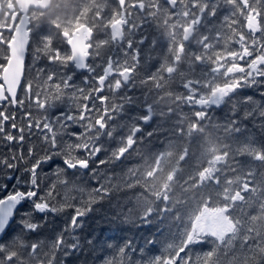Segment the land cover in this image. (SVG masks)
Instances as JSON below:
<instances>
[{
  "label": "snow or ice",
  "instance_id": "snow-or-ice-1",
  "mask_svg": "<svg viewBox=\"0 0 264 264\" xmlns=\"http://www.w3.org/2000/svg\"><path fill=\"white\" fill-rule=\"evenodd\" d=\"M215 14L213 11L212 16ZM260 47L264 48V37H260ZM257 54L253 46L249 58L242 61L245 72L236 78V87L227 95L214 98L209 106L227 109L225 126L244 138L237 151L255 144L248 134L249 125L264 135V65H258L251 74L247 70V64ZM57 76L74 87L73 75L53 72L50 79ZM88 79L85 76L86 82ZM24 89L23 95L18 87L17 94L5 93L0 98V260L15 241L24 242L25 236L40 234L55 218L59 223L48 234L49 243L57 245L51 264H70L69 257L85 249L90 264H264V223L251 210L259 204L264 211V200L257 199L264 197V182L254 185L252 180H246L245 192L253 193L256 187L260 191L245 196L238 190L240 203L224 204L225 218L232 225L230 233L188 239L186 228L172 231L169 227L165 232L163 213L168 211L167 206L156 211L148 207L142 215L136 214L129 195L135 185H129L116 171L124 156L109 152L99 138L95 143L89 142L90 129L98 132L100 138H111L109 114L101 116L97 103L105 100L102 92L89 95L82 107L67 106L53 114L47 104L41 110L33 108L38 96L33 95L31 83ZM246 89L259 91L250 96L245 94ZM93 114L100 121L99 126L93 124ZM202 114L205 119L210 118L208 112ZM100 127L105 129L103 133L99 132ZM143 131L141 126L137 132L141 139ZM259 148L264 158V143ZM85 175L87 182L80 183ZM222 199L229 200L227 190ZM105 204V222L131 225L143 236L105 237L101 229V235L92 238L96 229L89 225L91 230L85 238L88 217ZM22 246L27 247L26 242ZM38 247L40 242L32 244L33 250ZM14 258L6 257L9 261Z\"/></svg>",
  "mask_w": 264,
  "mask_h": 264
},
{
  "label": "trees",
  "instance_id": "trees-1",
  "mask_svg": "<svg viewBox=\"0 0 264 264\" xmlns=\"http://www.w3.org/2000/svg\"><path fill=\"white\" fill-rule=\"evenodd\" d=\"M142 1L149 3L147 10L144 12H139L137 9L130 10L127 17L129 26L124 29L123 41L124 44H128V48L125 47V50L129 51L130 54L124 56L129 57L128 61L134 64V89L132 91L125 89L120 95L110 91L104 95L105 100L97 101L101 116L107 112L110 117L107 123L111 138L104 135L100 138V143L109 152L124 156L123 160L117 164L116 171L125 180L129 181V185H135L134 195L129 193L132 197L131 207L134 212L142 215L148 207L156 211L167 206L168 211L163 213L165 217L163 223L166 225L165 232L168 231L169 227L172 231L177 228H186L188 229V239H190L194 228H196L198 217L204 215L207 209H222L225 203L231 206L233 201L239 204L240 196H235L238 190L245 196L255 195L260 191L259 187H256L253 193L245 192L244 184L249 179L252 180L254 185L264 182V158L261 157L259 148V145L264 143V135H261L259 129H253L249 125L248 134L250 138L255 139V144L252 146L244 145L237 151V146L242 143L244 138L236 136L225 126L226 108L203 110L202 112H208L210 117L205 119L202 112L199 113V108L188 105L183 106L177 101V98L184 95V91H188L182 85L185 79L194 83L209 80L200 81L198 77L196 78V75H189L190 72L182 71L181 78L175 81L172 78L174 75H169L165 71L174 64V59L170 56V53L178 54L176 50H173V47L169 48V46L176 40L182 41L184 22L182 19L169 21L167 17L170 14L168 8L159 7L154 2L156 0ZM249 1L251 8L253 6L264 17V6L258 5L256 0ZM66 4L68 13L76 9H80L82 13L87 9L93 22L97 20L102 7L99 0H71L67 1ZM230 4L241 7L239 0H232V3L228 5ZM212 11L214 10L210 9L209 11V20H211ZM215 12H217L216 16L219 20L217 35L220 39L218 41L217 60L209 59L207 61V66L210 68L218 62L219 65H226L225 57L238 52V49L234 48L235 43L230 42V37L225 36L228 23L230 22L231 27L234 23H239L238 29H236L238 33H235L231 39H237L239 37L237 35L244 28L243 22L235 20L236 15L233 14L234 12L229 13L225 2L219 0ZM211 33V30H209V33L203 31L196 36L195 42L198 44L197 41L205 38L204 43L211 45ZM37 35V43L43 50V57H38V61L45 64L52 59V68L54 67L53 70L56 73H68L66 63L68 57L63 60L62 57L51 54L55 50L53 47H56L57 50L59 44H62L60 35L54 34L51 23L46 24L43 29H38ZM52 45L54 46L52 47ZM92 45L91 73L85 75L89 78V85H86L79 77L74 76L75 81L73 80V83L76 84L75 91H77L74 96L72 94L60 95L58 89L50 91L51 94L49 95L45 93L46 88H43L40 82L35 83L32 90L33 95L43 94V101L40 100L42 102L37 106L44 103L48 104V108L54 114L57 109L64 108H61L60 100H58L61 96L72 99L73 104L68 106L73 108L77 104L82 107L87 102L89 95L95 96L93 78L101 73L103 64L107 59L114 56L117 44L113 43L108 29L106 28L105 32L100 26L92 38ZM230 47L233 50H229ZM185 51L182 63H187V66H190V61H195L192 58H196L197 55L192 54L194 47L190 48L186 44ZM199 53L198 50L195 51V54ZM203 55L208 56L206 52H203ZM191 56L192 58H190ZM32 62L33 60L31 64ZM34 66L37 71L48 69L45 66H38L37 62ZM36 69L30 68L32 81H36ZM218 74H220L219 83H222L225 78L223 74ZM185 75L187 78H183ZM38 87L43 89L37 90ZM189 87H193V85ZM204 87L205 85H203V89ZM81 89H83V92H81ZM244 91L245 94L251 96L259 90L246 89ZM55 93L60 97L54 98ZM53 105H55V108H53ZM147 105L152 106V109H154V120L143 127L142 139L138 135L132 138V130L140 125V119L147 112ZM95 120L96 117L93 114L92 122H95ZM149 132L152 133L151 136L148 135ZM91 137H93L92 133H90L88 139L90 140ZM121 149H123V152H121ZM241 153H246V155ZM206 176L208 177L205 181ZM87 180L88 177L85 175L80 178L79 182L85 183ZM225 190L229 192L228 201L222 199ZM257 199L264 200V197H257ZM249 204H251V201H249ZM244 207L247 211L248 205ZM106 209V204L101 205L98 212L88 217L85 225V238H87L88 231L91 230L88 227L89 225L96 229L92 234V238L101 235V229L104 230L103 236L105 237L124 236L131 238L135 236L139 239L143 236V232H137L131 225L105 222L102 217ZM251 210L254 215L260 217V223H264V211H261L259 204L253 206ZM57 223L59 221L54 218L53 222L48 224L40 234L30 235L29 239L26 240L27 247L32 246L34 242H40V250H35V252L31 248L26 251L22 250L20 259L24 264H36L35 261L28 258L30 255L40 259L49 257L51 264L57 245L49 243L48 234ZM209 238L211 239V236ZM13 244L8 248L9 251L19 252L15 242ZM76 256L79 258L77 259ZM76 256L69 257L70 264H90L87 260V249L77 253Z\"/></svg>",
  "mask_w": 264,
  "mask_h": 264
},
{
  "label": "water",
  "instance_id": "water-1",
  "mask_svg": "<svg viewBox=\"0 0 264 264\" xmlns=\"http://www.w3.org/2000/svg\"><path fill=\"white\" fill-rule=\"evenodd\" d=\"M19 5L23 8L22 10L25 12L27 8L31 5L35 4L34 0H19ZM249 23L251 24L254 30L256 29V24L254 20H250ZM28 25L27 16H24L22 21L16 27L14 37L11 40L10 46V59L8 64L3 72V82L6 90L10 96L15 95L17 89L20 85L22 76H23V69L24 63L26 59L27 53V46H28V32L26 30ZM118 25V24H117ZM115 25L113 27V31L115 32V36H121L120 28ZM79 34H75L74 37L70 41V45L73 50V58L72 61L76 62L77 66L83 67L84 62L87 56H85L82 51L86 48L84 46V35H90L89 33H84V30H79ZM3 87V86H2ZM0 87V97L3 94V88ZM219 94L214 93L208 100L204 101L203 103H212L214 98L218 97Z\"/></svg>",
  "mask_w": 264,
  "mask_h": 264
},
{
  "label": "flooded vegetation",
  "instance_id": "flooded-vegetation-1",
  "mask_svg": "<svg viewBox=\"0 0 264 264\" xmlns=\"http://www.w3.org/2000/svg\"><path fill=\"white\" fill-rule=\"evenodd\" d=\"M208 1L213 2V0H208ZM200 2H201V0L191 1V4L194 3V5L192 6L193 7V11H195L197 8H201L200 7ZM174 3H175V6L173 7V9H178V8H185V5H186L187 2H186V0H174ZM16 11H17V8H15V10H13V11H11L9 13H11V15H12ZM182 14L184 15V18H186L188 16H192V12L191 11H190L189 14L187 12H183ZM199 20H200V17L198 16L197 21H199ZM193 25H194V22L192 21V22H189L188 25L184 26V28H183V40H187L189 38V36H188L189 34H190V37L192 36L193 31L189 30V29L186 30V28H188V26L190 28V26H193ZM186 32H188V35H187ZM217 45H218V43L216 41L213 42V40H212V45H211L210 49L208 50L212 60H216L217 59V53H218V46ZM249 55H250V52H246V53H243L242 57H238L237 60H236V61H238L237 65H239L242 68L243 67L242 66V61L247 60L249 58ZM252 60L253 59H251L250 63L247 64L248 72L251 69L254 70L259 64L256 61L254 63H252ZM199 61H200V59H199ZM228 61H234V58H232V59H230ZM243 69H245V67H243ZM238 70H239V72L243 71L242 69H238ZM244 72H245V70H244Z\"/></svg>",
  "mask_w": 264,
  "mask_h": 264
},
{
  "label": "rangeland",
  "instance_id": "rangeland-1",
  "mask_svg": "<svg viewBox=\"0 0 264 264\" xmlns=\"http://www.w3.org/2000/svg\"><path fill=\"white\" fill-rule=\"evenodd\" d=\"M226 228L227 222L220 213V210L207 209L203 215V219L197 222L196 233H194L193 236H198L207 231L221 234L224 230H226Z\"/></svg>",
  "mask_w": 264,
  "mask_h": 264
},
{
  "label": "bare ground",
  "instance_id": "bare-ground-1",
  "mask_svg": "<svg viewBox=\"0 0 264 264\" xmlns=\"http://www.w3.org/2000/svg\"><path fill=\"white\" fill-rule=\"evenodd\" d=\"M166 60H167V59H166ZM166 60H165V61H166ZM165 61H164V62H165ZM167 61H168V60H167ZM167 61H166V62H167ZM164 62H163V64H164ZM169 62H170V60H169ZM65 67H66V66H65ZM61 68L63 69V67H61ZM242 68H243V67H242ZM60 70H61V69H60ZM64 70H65V69H64ZM67 70H68V69H67ZM247 70H248V69H247ZM65 71H66V70H65ZM241 72H242V71H241ZM171 82H172V81H171ZM173 82H174V80H173ZM158 84H160V83H158ZM162 84H163V83H162ZM170 84H171V83H170ZM157 86H158V85H157ZM193 188H194V187H193ZM155 191H156V190H155ZM153 192H154V191H153ZM151 193H152V192H151ZM193 193H194V192H193ZM152 194H153V193H152ZM158 194H159V193H158ZM151 197H152V195H151ZM151 201H152V200H151ZM153 201H155V200H153ZM155 202H156V201H155ZM179 203H180V202H179ZM181 204H182V203H181ZM181 204H180V205H181ZM177 207H179V206L177 205ZM180 207H181V206H180ZM57 224H58V223H57Z\"/></svg>",
  "mask_w": 264,
  "mask_h": 264
}]
</instances>
